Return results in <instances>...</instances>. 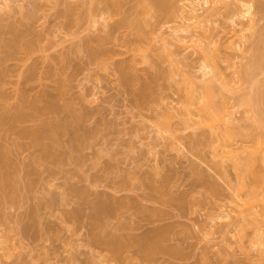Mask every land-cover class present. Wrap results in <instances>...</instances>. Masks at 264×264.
<instances>
[{
	"label": "rangeland",
	"instance_id": "1",
	"mask_svg": "<svg viewBox=\"0 0 264 264\" xmlns=\"http://www.w3.org/2000/svg\"><path fill=\"white\" fill-rule=\"evenodd\" d=\"M236 1L207 10L200 0L202 19H189L144 10L152 0H0V37H11L9 22L39 42L28 36L39 47L30 59L17 52L2 64L0 115L17 94L43 106L50 93L56 108L39 119L71 122L46 141L51 164L30 137L1 132L11 190L0 188V264H264V226L243 222L237 207L257 191L249 202L264 218V0H241L254 5L252 27L247 16L231 23ZM252 55L250 78L240 69ZM28 64L36 74L23 81ZM205 81L223 104L212 126L200 115ZM253 150L257 180L236 165ZM97 201L113 202L108 215L92 214ZM153 231L154 247L139 243Z\"/></svg>",
	"mask_w": 264,
	"mask_h": 264
},
{
	"label": "bare ground",
	"instance_id": "2",
	"mask_svg": "<svg viewBox=\"0 0 264 264\" xmlns=\"http://www.w3.org/2000/svg\"><path fill=\"white\" fill-rule=\"evenodd\" d=\"M5 1V0H4ZM185 1H187V4L186 5H184V7H186V9H184L183 7H181V6H179L174 0H152V2H146L145 3V5H143V9L144 10H155V13H158V14H165L167 17H170V18H176V17H178L181 13H183V11L185 10V12L188 14V18L189 19H192V18H201L202 19V17H200L199 16V14L197 13V9H196V7H195V5L197 4V3H199V1L200 0H185ZM203 1V3L206 5V7H207V10H209L208 8L209 7H211L212 6V9L213 10H218L219 9V7H218V5H217V2H218V0H212L211 2V5L209 6L208 5V0H201V2ZM200 2V3H201ZM202 5V4H201ZM204 5V6H205ZM5 6H6V4H5ZM209 6V7H208ZM253 3L252 2H244V1H241V0H237L236 2H234L233 3V8H232V10L234 11V13L231 15V17H230V21H231V23L232 24H235L236 25V20H240V19H238V18H243L244 16H247L250 20H252V19H254L253 18V16H255L254 14V8H253ZM227 8H230V7H227ZM204 9V8H203ZM211 9V8H210ZM207 10L205 11V12H207ZM254 13V14H253ZM247 17H245V19L247 18ZM244 19V18H243ZM247 20V23H248V19H246ZM254 20H256V19H254ZM2 21V20H1ZM238 22V21H237ZM251 22V21H250ZM248 23V24H245V25H249V26H253V25H250V24H255V22H257V20L256 21H252L253 23ZM133 23H134V19H133ZM6 24H8V26H9V22L7 23L6 22ZM12 24H15V23H11L10 25H12ZM137 24V23H136ZM138 25V24H137ZM136 25V26H137ZM8 26H6V28L7 29H9V31H7V29L6 28H4V25H3V27H2V29L4 28L5 30H3V33H9V32H11L12 34H13V36H12V34H11V37L8 39V41H5L4 39H2L1 37H0V86H4V84L5 83H2V85H1V82L4 80L3 79V77L5 76V74H6V72H7V70H6V68L7 67H5V66H3L2 64L3 63H5V61L7 60V59H9V58H11V56H13L14 54H16L17 52L20 54H23L22 55V57L24 58V56H25V54L26 55H28L30 52L33 54V50H36V48L34 47V44H35V41L34 40H36V42H38V40L37 39H34L33 38V36H34V34H26V35H24V36H26L25 38H24V41H23V34L22 33H16L17 32V30L18 29H16L17 27H14V26H12L13 27V29L11 28V27H8ZM17 26V25H16ZM256 26V25H255ZM0 27H1V24H0ZM242 27V26H241ZM241 27H239V29H241L242 30V28ZM251 27H248L249 29L251 28ZM15 28V29H14ZM247 28V27H246ZM246 28L244 29V30H246ZM11 29V30H10ZM12 30H14V31H12ZM183 30V29H182ZM244 30H242V31H244ZM254 30V27H253V29H252V31ZM7 31V32H6ZM26 31V30H25ZM241 31V32H242ZM15 34H14V33ZM255 32V31H254ZM25 33V32H24ZM32 33V32H31ZM34 33H35V31H34ZM245 33V32H244ZM250 33V32H249ZM248 33V34H249ZM0 34H1V31H0ZM235 34V33H234ZM247 34V35H248ZM252 34H253V32H252ZM10 35V34H9ZM31 35V37L34 39H29L28 38V36H30ZM33 35V36H32ZM36 35V34H35ZM232 35V34H231ZM250 35V34H249ZM37 36V35H36ZM255 36V35H254ZM9 37V36H8ZM7 37V38H8ZM245 37H246V34H245ZM249 37V36H248ZM247 37V38H248ZM6 38V37H5ZM26 38H28L27 39V41H25V39ZM36 38V37H35ZM254 38V37H253ZM241 39V38H240ZM243 39H244V37H243ZM243 39H241L242 41H243ZM246 39V38H245ZM41 41V40H40ZM238 42H239V40H238ZM244 42H245V40H244ZM243 42V43H244ZM39 43V42H38ZM85 44H87V43H85ZM252 44V43H251ZM37 45V44H36ZM39 45V44H38ZM37 45V46H38ZM253 45H255V44H253ZM103 47V46H102ZM102 47H100V48H102ZM256 46L253 48L254 50H253V55H256L255 53L257 52L256 51ZM37 49H39V47L37 48ZM104 49V48H103ZM21 51V52H20ZM101 51V50H100ZM95 53H97V54H101L102 52H98V49H97V52H96V50L94 51ZM93 51H91L90 53H94ZM106 52V51H105ZM94 53V55L96 56V54ZM18 54V55H19ZM101 55H104V52L101 54ZM253 55L251 56V59H250V61H248L249 63H247L246 65L248 66H246L245 67V70H244V66L242 67V69H240V71H242V72H245L247 75H249L250 76V78H251V76H252V74H253V72H254V70L256 69L255 67H256V64H257V62H256V60H257V58H256V56H255V60H254V57H253ZM28 56H30V54L28 55ZM21 57V55L19 56V58ZM20 58V59H22V61L25 59V58H27L28 60L30 59V58H28L27 56L23 59V58ZM252 57H253V59H252ZM27 60V61H28ZM18 61H20V60H18ZM27 61H25V62H27ZM24 62V63H25ZM21 63V62H20ZM31 64H32V62H31ZM249 64V65H248ZM5 65V64H4ZM22 65V64H21ZM27 64H25V66H26ZM24 66V65H23ZM28 66H29V64H28ZM36 67V66H35ZM26 68V67H25ZM204 68L206 69V68H209V66H205L204 65ZM24 69V68H23ZM210 69V68H209ZM21 70V69H20ZM215 70V69H214ZM23 71V72H22ZM21 72H22V74H21V72H19L20 73V76L22 75L23 77H20V79H22V78H24V79H22L23 81H30V78L32 77V75H33V78H34V75L36 74V71H34L33 70V67L32 66H29V67H27L25 70H22ZM216 71V70H215ZM18 73V74H19ZM125 73V72H124ZM123 73V74H124ZM206 73V72H205ZM245 74V75H246ZM15 76V75H14ZM17 77H18V75H17ZM18 77V78H19ZM216 77H217V75H216ZM5 78V77H4ZM3 79V80H2ZM29 79V80H28ZM124 79V78H123ZM126 79V78H125ZM189 79V78H188ZM248 79H249V77H248ZM127 80V79H126ZM211 80V79H210ZM189 81H190V79H189ZM17 82V81H16ZM18 82H19V79H18ZM17 82V83H18ZM22 82V81H21ZM191 82H192V80H191ZM207 81H205V83H206ZM20 83V82H19ZM60 83V82H59ZM63 83V82H62ZM201 83H203V85H202V87L204 86V88H202L203 90V92H202V96H203V104H202V111L203 112H201L202 114H200L201 115V120L202 121H204V122H206L207 124L206 125H213L214 124V122H216V121H219V117H218V112H219V110L220 109H222L223 107H222V105L223 104H221V102H220V106L222 107V108H219L220 106H218L217 105V103H216V99H217V95H218V93H217V91L215 90L214 91V88L212 87V84H211V81L210 82H207V83H210V84H204V82H201ZM23 84V83H22ZM24 84H26L27 85V83H24ZM23 84V85H24ZM17 86H18V84H16ZM29 85V84H28ZM208 85V86H207ZM22 85H20V88L21 89H23L24 88V86L23 87H21ZM60 86H62V85H60ZM209 86H211V87H209ZM214 86V85H213ZM56 87H58V86H56ZM56 87H55V90H57L56 89ZM200 87V90H201V86H199ZM2 88H4V87H2ZM1 87H0V98H2L3 97V92H2V89ZM26 88H30V86L29 87H26ZM32 88V87H31ZM61 88V91H59V92H61V93H64V92H62V90L64 91V89H62V87H59L58 88V90ZM64 88V87H63ZM2 89V90H1ZM19 90V88H16L15 90H18V92L19 91H21V93L23 92V91H25V89L22 91V90ZM57 90V91H58ZM30 91V90H29ZM17 91L15 92L16 94L18 93ZM25 92H27V91H25ZM219 92V91H218ZM14 93V92H13ZM12 93V94H13ZM14 93V94H15ZM21 93H19V94H21ZM188 93V92H187ZM13 94V95H14ZM42 94V93H41ZM43 94H45L44 93V91H43ZM49 94V95H48ZM48 94H46V95H48L47 96V100H44L45 102H43V103H45L43 106L41 105L40 106V101H39V105H38V101H36V100H34L33 99V97H32V95L30 96V97H32V98H29L28 97V99H30L29 101H27L26 102V99H24V96L22 97V95H26V93L24 94V92L21 94V96L19 95L18 96V94L17 95H15V97H16V99H17V101L16 100H14V101H16V102H18L17 104L14 102V104H12V106H11V108H8L11 104H9V106L7 107V109H6V107H3V109H2V112H1V115H0V137H1V132H3V131H14L13 132V134L14 133H16V135L15 136H19L20 135V137H24L25 138V136L26 137H30V139L32 140V142H33V144L34 145H36V146H38V148L40 147L41 149H42V151H41V157H40V154H39V157H40V159L42 160L43 158H44V160L46 159V164H47V161L50 163L52 160H55L54 158H55V156L53 155V154H50V150H51V148H50V150H49V145H50V143L49 142H46L47 140L48 141H51L52 140V138H51V136H53V135H55V133L57 132V131H59V130H62L63 131V129L62 128H64V127H70L71 125V122L68 120V122H69V126H68V123H67V121L65 120V122H63V123H61V124H59V123H57V124H55V123H52V122H55L54 120H52V122H51V118H47V119H49L48 121L47 120H40L39 118L40 117H38V116H40V115H43V114H45V115H47L46 113H48V114H50V116H48L47 115V117H51V110L52 109H54V108H56V106H55V96H51V94L50 93H48ZM189 95H190V93H188ZM217 94V95H216ZM254 94H255V92H254ZM251 95V94H250ZM249 95V97H248V99H250V101H248V99H247V101H248V103H253V102H255L254 101V96L253 95H251L250 96ZM19 98H18V97ZM27 96H28V94H27ZM34 96H36V95H34ZM39 96H41V95H39ZM38 96V98L40 99V97ZM43 96V95H42ZM59 96H61L60 94H59ZM186 96H188V95H186ZM191 96V95H190ZM44 97V96H43ZM220 97V96H219ZM25 98H26V96H25ZM37 98V99H38ZM31 99H33V101H31ZM192 99V98H191ZM222 99V98H221ZM19 100V101H18ZM43 100H41V102L43 101ZM69 101H67V102H65V104H67V105H64V108L66 109L67 108V110L68 109H71V107L69 108V106H71V104L69 105V103H68ZM218 103H219V101H218ZM223 103V102H222ZM252 105H254L255 106V111L256 112H258V106H256L255 105V103L254 104H252ZM253 107V106H252ZM5 108V109H4ZM55 110V109H54ZM54 112V111H53ZM255 112V113H256ZM259 113H260V110H259ZM45 115L43 116V118L45 117ZM257 117H259L258 115H256ZM261 117V116H260ZM259 117V118H260ZM32 121H36V123H33V124H31V125H23L24 123H26L27 124V122H32ZM38 121V122H37ZM23 123V124H22ZM218 123V122H217ZM216 124V123H215ZM211 125V126H212ZM65 129V128H64ZM252 130V129H251ZM254 130V129H253ZM252 130V132H250V135L249 136H252V138H254V136L256 137V139L254 140L255 141V145H257V143L258 142H260L259 141V135H260V133L255 129L254 131ZM257 133H256V132ZM61 132V131H60ZM251 133L253 134V135H251ZM8 134V133H7ZM12 134V133H11ZM11 134H9V135H11ZM227 134H229L228 132L226 133L225 132V136H227ZM249 134V133H248ZM231 135V134H230ZM246 135V134H245ZM229 136V135H228ZM248 136V135H247ZM9 137V136H8ZM8 137H6V138H8ZM14 137V136H13ZM12 138V137H11ZM15 138H17V137H15ZM228 138H230V137H228ZM251 138V139H252ZM9 139H10V137H9ZM22 139V138H21ZM25 139H27V138H25ZM29 139V138H28ZM29 139V140H30ZM75 141H77L76 139H75ZM78 143V142H77ZM12 144V143H11ZM15 144L17 145V142L15 141ZM261 144V143H260ZM13 145V144H12ZM14 146V145H13ZM261 147H259L258 145H257V147L256 148H259L260 150L258 151V152H260V151H263L264 152V147L262 146V145H260ZM35 147V146H34ZM263 148V150H261ZM40 149V150H41ZM7 150H9L8 149V146L7 145H5V144H1L0 145V188H2V189H7L6 187L8 186V189L10 188L9 187V183H8V180L10 179V177L8 178V176L9 175H5L3 172H2V170H1V167H2V159H3V157H4V155H5V153L7 152ZM252 152H256V150L254 151H248V155H249V157H250V155H252L253 156V154H251ZM262 152V153H263ZM250 153V154H249ZM261 153V152H260ZM7 155V154H6ZM247 157L246 159V161L247 162H242V161H245L244 159H241V160H237V163H236V165L242 170L241 171V173H242V175L244 174V177H245V175L247 176H249V175H251L252 177H254V179L255 180H257V178H258V176H259V174L257 173V167L254 165L255 163H254V161L256 162V160H258V158L256 159V155L255 156H253V157ZM36 157V156H35ZM38 157V156H37ZM57 157V156H56ZM255 157V158H254ZM263 158H264V156H263ZM38 159V158H37ZM57 159V158H56ZM251 159H254V161L253 160H251ZM249 160V161H248ZM239 161V162H238ZM6 162V161H5ZM51 164V163H50ZM49 164V165H50ZM53 164V163H52ZM5 165V164H4ZM4 168V167H3ZM2 168V169H3ZM6 168V167H5ZM255 168V169H254ZM53 169V168H52ZM6 170V169H5ZM7 171H8V169H7ZM6 172V171H5ZM10 172V171H9ZM8 173V172H7ZM256 175V176H255ZM258 175V176H257ZM253 179V178H252ZM242 182L243 181H241V182H239V183H241L242 184ZM11 183V182H10ZM244 183V182H243ZM239 185V184H238ZM246 185V183H244V185H243V187H246L245 186ZM239 186H242V185H239ZM239 186H238V188H239ZM243 187H241L240 189L242 190L243 189ZM4 189V190H5ZM7 189V190H8ZM11 189H9V191H10ZM243 190H245V189H243ZM250 190H248L247 191V193L249 192ZM252 191V190H251ZM6 192V191H5ZM255 192H257V191H253V192H251V195H249V200H251L253 197L255 198V197H257L258 195H255V194H259V192H257V193H255ZM264 192V191H263ZM10 193V192H9ZM248 194H250V193H248ZM247 195V194H246ZM248 197V196H247ZM246 197V198H247ZM252 197V198H251ZM253 198V199H254ZM238 199V198H237ZM252 199V200H253ZM256 199V198H255ZM239 200V199H238ZM238 200H237V202H238ZM243 199L241 198V202H238V205H237V207L239 206V207H241V209L240 210H238L239 211V214H241V216H242V219H243V222L245 221L246 223H249V224H253L252 226L254 227V229H256V230H259L258 228H260L259 226H258V224L260 225H262L263 224V226H264V218H262V216L260 217V215L259 214H257V212L256 211H254L253 209H251V207H253L254 205H251L250 204V202H249V200H246V199H244V201H242ZM121 201V200H120ZM254 201V200H253ZM99 202V203H98ZM100 202L101 201H97V202H95V207H93L94 209L93 210H95V211H93L92 212V214H99V211H102L101 213L102 214H104L105 212L104 211H106V212H108L109 211V208L108 207H110L109 205H107V203H109V202H104V203H106L105 205H107V208H106V206L105 205H101L100 204ZM112 202V201H111ZM110 202V203H111ZM114 202H116V204L118 203V201H114ZM236 202V203H237ZM256 202H257V199H256ZM255 202V203H256ZM102 203V202H101ZM109 203V204H110ZM242 203V204H241ZM255 203H253V204H255ZM103 204V203H102ZM111 204H113V202L111 203ZM115 204V203H114ZM251 205V206H250ZM111 207H113V205L111 206ZM110 207V208H111ZM111 211H112V209H110ZM96 212V213H95ZM110 212V211H109ZM101 213H100V215L99 216H101ZM92 214H91V217H93L92 216ZM106 214V213H105ZM257 214V215H256ZM106 215H108V214H106ZM94 217H95V215H94ZM258 217H260L259 219H257ZM98 218H100V217H98ZM96 219V218H95ZM93 222L95 221L94 220V218H93V220H92ZM96 221H98V220H96ZM95 221V222H96ZM260 221V222H259ZM259 222V223H258ZM98 225H102V224H100V221H98ZM95 224V223H94ZM97 224V223H96ZM94 226H96V225H94ZM239 226H241V228H242V224L241 225H239ZM241 228H239V229H241ZM264 228V227H263ZM263 228H262V230H263ZM256 230H255V232H256ZM261 230V229H260ZM262 230L261 231H257V233L258 232H260V234L258 233V235L257 236H259V238H261L260 236H264V233L262 234ZM263 232H264V230H263ZM157 232L156 231H153V233L151 232V234H148V235H144L143 236V238L142 237H140L138 240L140 241L139 243H141L142 244V242L143 243H147L148 245H150L147 241H151V243H155L156 241H154L153 242V240H155V236H157L158 234H156ZM154 234V235H153ZM156 234V235H155ZM151 235V236H150ZM110 236H112L111 237V240L113 239H115V238H117V237H115V234L114 235H112V234H110ZM109 236V237H110ZM150 236V237H149ZM115 237V238H114ZM146 237H148V239L146 238ZM158 238V237H157ZM258 238V237H257ZM257 238L255 239L256 241H257ZM263 238V237H262ZM110 239V238H109ZM145 239L147 240V241H145ZM151 239V240H150ZM111 240H110V242H111ZM118 240H119V238H118ZM260 241V240H259ZM115 242V241H114ZM138 242V241H137ZM255 242V241H254ZM253 242V243H254ZM261 242V241H260ZM112 243V242H111ZM111 243H110V246H111ZM115 243H118V241H116ZM257 243V242H256ZM147 244H145V245H147ZM258 244V243H257ZM261 244V243H260ZM115 245V244H114ZM114 245H112V246H114ZM155 245H156V243H155ZM153 246V245H152ZM152 246L150 245V246H148L149 248H152ZM154 247V246H153ZM156 247H158V245L156 246ZM114 251V250H113ZM115 252V251H114Z\"/></svg>",
	"mask_w": 264,
	"mask_h": 264
}]
</instances>
